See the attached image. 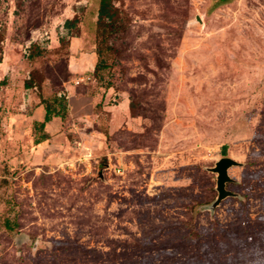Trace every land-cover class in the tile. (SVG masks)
<instances>
[{
  "label": "rangeland",
  "instance_id": "374dc122",
  "mask_svg": "<svg viewBox=\"0 0 264 264\" xmlns=\"http://www.w3.org/2000/svg\"><path fill=\"white\" fill-rule=\"evenodd\" d=\"M113 1L97 75L99 0H0V264H264V0Z\"/></svg>",
  "mask_w": 264,
  "mask_h": 264
},
{
  "label": "trees",
  "instance_id": "16d2710c",
  "mask_svg": "<svg viewBox=\"0 0 264 264\" xmlns=\"http://www.w3.org/2000/svg\"><path fill=\"white\" fill-rule=\"evenodd\" d=\"M229 2V0H218L215 5L224 4ZM76 18L66 19L64 22V27L70 29L75 25ZM125 22L124 15L122 11L114 4L113 0H99L98 9H97V19H96V29H97V43L98 46L95 50L96 56L98 58L93 72L98 75L99 72H102L107 68L106 59L104 56L105 52H108L112 49V40L114 36L119 33L121 27ZM59 41H64L63 38ZM36 46L33 44L30 46V55L34 56L38 54V51L35 50ZM1 52V49H0ZM101 76H99V79ZM30 85V83H28ZM40 104L42 105L44 114L43 119L38 123V127L42 129L44 125L50 122L53 118L64 119L67 103L63 95H53L50 98L41 97ZM46 139V136L42 135L36 143H39ZM221 154L226 155V145H222ZM3 226L10 229V223L6 219L3 221Z\"/></svg>",
  "mask_w": 264,
  "mask_h": 264
},
{
  "label": "water",
  "instance_id": "95a60500",
  "mask_svg": "<svg viewBox=\"0 0 264 264\" xmlns=\"http://www.w3.org/2000/svg\"><path fill=\"white\" fill-rule=\"evenodd\" d=\"M196 19L198 21H201L199 16H196ZM238 164L239 163L231 157L223 156L215 162L214 166L207 168V170L216 173L215 189L217 195L215 199L208 205V209H210L211 211L214 210V208L218 206L220 202L226 197L236 195L226 188V184L232 180L228 175V169Z\"/></svg>",
  "mask_w": 264,
  "mask_h": 264
}]
</instances>
